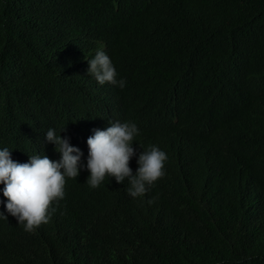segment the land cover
<instances>
[{
    "label": "trees",
    "instance_id": "16d2710c",
    "mask_svg": "<svg viewBox=\"0 0 264 264\" xmlns=\"http://www.w3.org/2000/svg\"><path fill=\"white\" fill-rule=\"evenodd\" d=\"M100 45L123 89L87 75ZM115 120L165 175L134 199L81 171L47 223L0 219V264H264V0H0V148L58 159L66 125L86 157Z\"/></svg>",
    "mask_w": 264,
    "mask_h": 264
},
{
    "label": "clouds",
    "instance_id": "9594fccd",
    "mask_svg": "<svg viewBox=\"0 0 264 264\" xmlns=\"http://www.w3.org/2000/svg\"><path fill=\"white\" fill-rule=\"evenodd\" d=\"M90 75L99 85L106 83L123 89L124 78H118L116 67L110 56L100 45L90 59H86ZM66 125L59 131L48 127L44 140L54 146L58 159H50L43 151L28 155L26 162L12 158V150L0 148V200L4 211L0 219L8 216L22 224L25 231H33L42 223H47L56 211L53 206L65 197V186L68 179H76L80 172L86 170L87 184L96 188L106 178H113L116 183L128 182L127 194L132 198L144 197L154 183L165 175L167 153L158 145L137 153L133 147L135 138L140 134L137 124L132 121H108L106 128H95L86 139L87 156L69 142V137L61 136ZM136 158L135 172L130 161ZM147 204L154 203L148 199ZM7 213V215L5 214Z\"/></svg>",
    "mask_w": 264,
    "mask_h": 264
}]
</instances>
